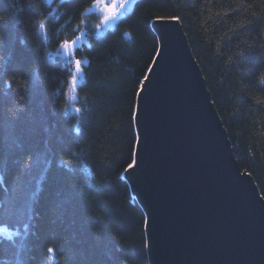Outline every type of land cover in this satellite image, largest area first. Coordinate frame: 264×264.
<instances>
[{
  "label": "trees",
  "instance_id": "1",
  "mask_svg": "<svg viewBox=\"0 0 264 264\" xmlns=\"http://www.w3.org/2000/svg\"><path fill=\"white\" fill-rule=\"evenodd\" d=\"M94 1L0 0V264H148L123 169L157 17L179 18L237 164L264 197V0H135L101 34ZM76 35L75 55H59Z\"/></svg>",
  "mask_w": 264,
  "mask_h": 264
},
{
  "label": "water",
  "instance_id": "2",
  "mask_svg": "<svg viewBox=\"0 0 264 264\" xmlns=\"http://www.w3.org/2000/svg\"><path fill=\"white\" fill-rule=\"evenodd\" d=\"M152 28L160 55L137 97L139 165L126 173L148 222V263L264 264V199L237 164L180 24Z\"/></svg>",
  "mask_w": 264,
  "mask_h": 264
},
{
  "label": "snow or ice",
  "instance_id": "3",
  "mask_svg": "<svg viewBox=\"0 0 264 264\" xmlns=\"http://www.w3.org/2000/svg\"><path fill=\"white\" fill-rule=\"evenodd\" d=\"M135 0H105V7L98 9L101 11L103 14V23L105 25H111L118 21L122 14L124 13L125 10L128 9L131 3H134ZM100 0H95V3L93 7L96 6V4H99ZM157 20L160 19V17L156 18ZM171 19L176 20L177 22L179 21L178 17H172ZM8 17L5 15L0 14V27L4 26L7 24ZM39 27L43 29L45 27V23L41 21L39 23ZM98 27V26H97ZM81 36L76 35L75 39L72 40H64L63 42L60 43L59 47L63 50L65 57H71L75 55L76 45L78 41H80ZM3 47V43L0 42V48ZM157 55H160L159 51L157 52ZM71 64L74 65V71L69 72L70 80L67 82L71 84V86L75 89L77 86V80L78 77L82 74V64L83 62L77 58L74 61H71ZM156 65V60L155 58L153 59L152 63L148 66L147 73L143 76V78L140 80L139 85H140V90L136 93L137 97L139 98L142 94V92L145 90L146 85L148 82H150L149 79V74L153 72L154 67ZM3 64H0V70H3ZM260 103L264 104V100H260ZM81 109L77 108L76 112H80ZM138 111H139V105L137 104L136 106V112L133 115V119L138 121ZM139 139L136 140V146H137V151L133 153V158L131 159L130 163H127V165L124 167L123 171L126 173H131L135 170V168L138 167L139 165V153H138V147H139ZM77 161H79V157H75ZM61 164H63L65 167H67L69 164H71V161H61ZM261 199H264V197H261ZM148 222L145 221V224ZM53 251L52 248H48V252L51 253ZM123 264V261L121 262Z\"/></svg>",
  "mask_w": 264,
  "mask_h": 264
},
{
  "label": "flooded vegetation",
  "instance_id": "4",
  "mask_svg": "<svg viewBox=\"0 0 264 264\" xmlns=\"http://www.w3.org/2000/svg\"><path fill=\"white\" fill-rule=\"evenodd\" d=\"M105 1V0H104ZM132 4V3H131ZM102 6V7H101ZM105 7V2H100L99 4H97L95 7H93V10L95 11L96 15H97V33L100 34L102 33L106 28L110 27L109 25H105L103 23L102 17L103 14L101 13V11H99L98 9L100 8H104ZM55 10V8H54ZM63 51V50H62ZM59 55H63V52L61 53V50L58 51Z\"/></svg>",
  "mask_w": 264,
  "mask_h": 264
},
{
  "label": "rangeland",
  "instance_id": "5",
  "mask_svg": "<svg viewBox=\"0 0 264 264\" xmlns=\"http://www.w3.org/2000/svg\"><path fill=\"white\" fill-rule=\"evenodd\" d=\"M60 2L61 1H64V0H59ZM100 2H105L104 0H100ZM94 3H95V1L93 2V4H92V6L91 7H93V5H94ZM97 5V4H96ZM133 5V3L132 4H130V6L128 7V9L127 10H125L124 11V13L122 14V16L121 17H123V16H125V14L126 13H128L130 10H131V6ZM102 7V6H101ZM96 20H97V18H96ZM102 20H103V17H102ZM115 23H113V24H111L110 25V27H113V25H114ZM96 28H97V26H96ZM107 29V28H106ZM105 29V30H106ZM104 30V31H105ZM101 34V33H100ZM159 43V42H158ZM159 50V49H158ZM63 57H65V55H64V52H63ZM137 135V134H136ZM125 177H126V175H125ZM145 216V215H144ZM145 221H146V218H145ZM144 231H145V224H144ZM145 239H146V236H145ZM148 259V258H147ZM149 264V263H148Z\"/></svg>",
  "mask_w": 264,
  "mask_h": 264
},
{
  "label": "bare ground",
  "instance_id": "6",
  "mask_svg": "<svg viewBox=\"0 0 264 264\" xmlns=\"http://www.w3.org/2000/svg\"><path fill=\"white\" fill-rule=\"evenodd\" d=\"M74 96V95H73ZM126 175V174H125ZM147 254V253H146Z\"/></svg>",
  "mask_w": 264,
  "mask_h": 264
}]
</instances>
